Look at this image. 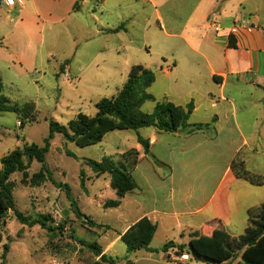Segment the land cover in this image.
Here are the masks:
<instances>
[{
    "label": "crops",
    "instance_id": "1",
    "mask_svg": "<svg viewBox=\"0 0 264 264\" xmlns=\"http://www.w3.org/2000/svg\"><path fill=\"white\" fill-rule=\"evenodd\" d=\"M93 1L96 0H90ZM107 1L116 5L139 3L146 17L153 19L160 29L166 27L163 12L173 16L183 5H193L183 26L167 34L180 40L186 58L159 67L157 73L168 78L174 76V84L192 85L182 88L187 95H164L161 101L181 107L192 103L193 111L187 126L177 132H158L154 128L112 131L96 144L102 150L99 161L129 150H135L138 156L130 172L135 190L119 199L117 207L108 208L114 218L111 224L96 222L109 230L94 229L91 234L115 264L119 256L125 264H204L189 259L188 255L181 258L183 254L177 255L176 248L165 252L160 249L170 241L188 248L194 234L208 240L217 238L221 232L230 237L242 235L248 210L264 204V184L254 185L236 177L232 170V164L238 163L248 172L264 177V94H225L228 84L234 90L239 89L238 84H245L264 91V18L261 20L254 14L255 10L248 5L251 0H234L229 5L222 0H97ZM205 2L213 7L202 9ZM83 4V0H22V5L14 7L1 4L0 66L35 72L37 62L41 61L39 53L45 33L52 28L46 23L68 26L69 22H77ZM92 13H88L89 18L94 20ZM128 20L124 18L115 27L99 24L94 32L88 31L87 26L85 30L91 34L83 39V45L99 35L126 33ZM119 26L121 30L111 32ZM229 36L235 48H228ZM73 45L75 56L80 44ZM53 57L48 54L45 59ZM65 61L68 64L62 77L71 71L68 58ZM153 73L155 82L156 71ZM78 75L72 77L78 79ZM196 124L208 125L194 130ZM111 133L116 140L109 138L107 145L103 140ZM137 135L148 140V154L138 144ZM104 180L109 186L108 178ZM112 191L108 200H117ZM141 218L156 225L150 250L128 253L120 240L121 234ZM38 264L84 263L73 254L61 250L52 253L45 247Z\"/></svg>",
    "mask_w": 264,
    "mask_h": 264
},
{
    "label": "rangeland",
    "instance_id": "2",
    "mask_svg": "<svg viewBox=\"0 0 264 264\" xmlns=\"http://www.w3.org/2000/svg\"><path fill=\"white\" fill-rule=\"evenodd\" d=\"M222 1L223 4H234V0ZM83 3L85 4L81 6L77 22L68 21V26L46 23L52 28L50 32L45 33L46 37L39 53L41 61L37 62L35 72H20L0 66L2 94L11 103L19 106L33 103L35 107L34 119L25 121L24 124H20L18 115L9 112L0 114V158L24 144L43 146L50 120L66 125L77 113L93 116L96 112L95 103L101 98L114 96L125 83L128 72L134 65L156 71L157 79L147 89L156 102H160L164 95H187L182 88L192 86L187 83H184V86L174 84V76L168 78L157 73L159 67L186 58V51L182 49L180 40L167 34H173L183 26L193 5H183L173 16L163 12L166 27L160 29L153 19L146 17L145 9L143 12L137 2L128 1L116 5L111 1L100 3L97 0H83ZM248 5L255 10L256 16H260L261 20L264 18V0H251ZM212 7L211 3L205 2L202 9L208 10ZM91 11L96 21L89 18L88 13ZM124 18L129 19L126 33L99 35L89 44L83 45V39L91 34L88 33L89 30L94 32L99 28V24L115 27L122 23ZM87 26L88 31L85 30ZM75 43L80 44V51L74 56ZM216 50L220 51L219 48ZM48 54L54 56L49 61L45 59ZM66 58L70 62L71 71L69 75L62 77L66 68L63 60ZM74 75L79 78H73ZM229 86L228 84L226 95L264 94V91L254 89L252 85L238 84L237 90ZM153 105L154 102H146L141 111L149 113ZM21 117L24 118L23 115ZM109 138L116 140L112 133L108 134L103 140L107 145ZM65 151L72 156L67 155ZM101 151L96 145L78 147L66 142L60 134H55L45 155L44 166L48 174L44 183L30 186L21 182V173L15 172L10 176L15 208L32 217L49 214L53 222L48 225L56 227L63 224V229L59 234L52 235L39 225L27 227L20 224L12 212L8 213L5 226L0 231V264H38L45 253V247L52 253L61 250L75 255L78 259L89 255L76 239L93 241L95 237L91 232L97 228L88 227L85 220L74 216L69 198L75 202L81 213L95 223L111 224L114 221L111 210L104 208L113 193L112 189L105 185L104 179L107 177L109 180V177L95 176L92 169L83 162L85 159L99 161L98 155ZM119 156L108 158L115 162L119 160ZM41 166V163L32 161L27 169L28 179L40 171ZM80 172L84 175L82 184ZM97 230L105 232L109 229ZM5 244L8 246L7 260L2 261L1 254ZM121 245L123 247V244ZM185 255L186 253H183V256ZM117 264H125L120 256ZM227 264H230V261Z\"/></svg>",
    "mask_w": 264,
    "mask_h": 264
},
{
    "label": "trees",
    "instance_id": "3",
    "mask_svg": "<svg viewBox=\"0 0 264 264\" xmlns=\"http://www.w3.org/2000/svg\"><path fill=\"white\" fill-rule=\"evenodd\" d=\"M121 28L119 26L111 32L116 33ZM227 46L228 48H235L231 36L228 38ZM64 64H68V61H65ZM60 68L62 69V67ZM153 82V71L141 65H134L130 68L125 83L114 96L101 98L95 103L96 112L93 116L77 113L66 125H60L50 120L43 146L33 143L24 144L21 148L17 147L2 156L0 158V231L5 226V219L10 212L20 224L27 227L39 225L52 235L59 234L58 232L63 229V224H58L56 227L48 225L49 222H53L49 214H39L32 217L18 211L12 197L13 184L9 180L13 173L19 172L22 175L21 182L23 184L39 186L44 183L46 174H48L44 166L45 155L55 134H60L68 143H73L78 147H86L98 144L107 133L112 131L129 130L137 132L142 128H154L158 132L174 133L180 128L186 127L188 118L193 111V104L189 103L185 107H181L169 101L156 102L153 96L147 92ZM146 102H154L153 109L149 113L141 111ZM4 112L18 115L20 124H24L25 121L34 119L35 107L33 103H25L23 106L11 103L2 94V81L0 79V114ZM207 125L196 124L193 125V129L201 130ZM137 142L144 153L148 154V140L137 135ZM65 153L72 156L68 151ZM137 156L138 153L135 150H129L121 154L119 160L115 162L108 157L99 162L92 159L83 161L92 169L95 176L107 175L109 177V186L114 190L117 200L108 201L104 208L117 207L119 199L135 190L136 185L130 172L137 163ZM32 161H37L42 166L40 171L28 179L27 169ZM232 170L238 178L247 180L254 185L264 184V177L248 172L241 164H232ZM83 180L84 175L80 172L81 184ZM69 200L74 216L77 219L85 220L88 227L109 229L108 226L90 220L79 211L72 199L69 198ZM155 230V224L146 218H141L121 234L120 240L128 253L141 249L150 250L148 246ZM1 240L0 232V242ZM76 241L89 254L87 257L80 258L84 264H115L114 259L103 253L96 240L76 239ZM172 248L177 249V255L186 253L190 259L204 264H223L228 261L230 264H264V204L248 210L247 225L242 235L230 237L221 232L217 238L208 240L199 239L198 234H194L188 246L191 250L190 253L186 251L185 245H175L171 241L165 243L160 250L165 252ZM7 252L8 246L5 244L1 254L2 261L5 260ZM151 252H156V250H151ZM127 264L133 263L127 262Z\"/></svg>",
    "mask_w": 264,
    "mask_h": 264
},
{
    "label": "built area",
    "instance_id": "4",
    "mask_svg": "<svg viewBox=\"0 0 264 264\" xmlns=\"http://www.w3.org/2000/svg\"><path fill=\"white\" fill-rule=\"evenodd\" d=\"M2 5H5L6 7H14L15 5H22V0H0ZM181 258H184V256H181Z\"/></svg>",
    "mask_w": 264,
    "mask_h": 264
},
{
    "label": "water",
    "instance_id": "5",
    "mask_svg": "<svg viewBox=\"0 0 264 264\" xmlns=\"http://www.w3.org/2000/svg\"><path fill=\"white\" fill-rule=\"evenodd\" d=\"M188 253H190L191 252V250L189 249V248H187V250H186Z\"/></svg>",
    "mask_w": 264,
    "mask_h": 264
}]
</instances>
